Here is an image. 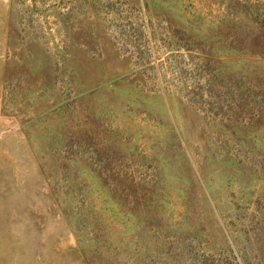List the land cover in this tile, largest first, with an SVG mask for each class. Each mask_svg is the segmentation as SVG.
Returning a JSON list of instances; mask_svg holds the SVG:
<instances>
[{"label":"rangeland","instance_id":"obj_1","mask_svg":"<svg viewBox=\"0 0 264 264\" xmlns=\"http://www.w3.org/2000/svg\"><path fill=\"white\" fill-rule=\"evenodd\" d=\"M0 264H264V0H0Z\"/></svg>","mask_w":264,"mask_h":264}]
</instances>
